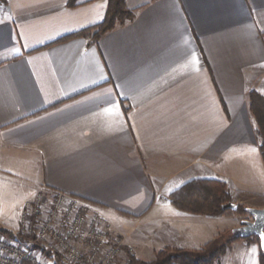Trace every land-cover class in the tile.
Returning a JSON list of instances; mask_svg holds the SVG:
<instances>
[{"label":"crops","instance_id":"obj_1","mask_svg":"<svg viewBox=\"0 0 264 264\" xmlns=\"http://www.w3.org/2000/svg\"><path fill=\"white\" fill-rule=\"evenodd\" d=\"M69 1L0 4V226L17 233L40 190H61L151 261L239 226L176 208L192 180L264 208L249 101L264 96V0H126L132 19L57 43L107 14L109 0Z\"/></svg>","mask_w":264,"mask_h":264},{"label":"built area","instance_id":"obj_2","mask_svg":"<svg viewBox=\"0 0 264 264\" xmlns=\"http://www.w3.org/2000/svg\"><path fill=\"white\" fill-rule=\"evenodd\" d=\"M17 233L30 240L0 233V264H131L134 256L99 212L61 190H40Z\"/></svg>","mask_w":264,"mask_h":264},{"label":"trees","instance_id":"obj_3","mask_svg":"<svg viewBox=\"0 0 264 264\" xmlns=\"http://www.w3.org/2000/svg\"><path fill=\"white\" fill-rule=\"evenodd\" d=\"M77 1L70 0L69 5L73 6ZM7 2L8 0H0V4ZM133 16L134 12L128 9L126 0H109L107 14L102 23L62 38L57 43L77 36L92 37L94 40H97L103 34L112 30L117 24H123L127 20L132 19ZM249 101L250 110L258 122V135L261 140V150L264 158V96L256 91H252L249 95ZM170 199L176 207L188 213L219 216L234 211L224 208V205L232 202V196L227 184L219 180L190 181L171 193ZM236 212L246 213L245 206L239 205ZM0 233L11 237H18L23 241L30 240V238L20 233L11 232L1 226ZM251 238L230 236L225 243H220L218 239L204 245L201 251L196 252H187L182 249H166L160 252L158 258L153 262H144L132 256L131 264H213L225 252L229 244H232L236 240ZM259 258L260 264H264V252L262 250L260 251Z\"/></svg>","mask_w":264,"mask_h":264},{"label":"rangeland","instance_id":"obj_4","mask_svg":"<svg viewBox=\"0 0 264 264\" xmlns=\"http://www.w3.org/2000/svg\"><path fill=\"white\" fill-rule=\"evenodd\" d=\"M232 202H233V200H232ZM239 205H242V204H239ZM176 208H178V207H176ZM99 213L101 214V216L106 221V217L101 212H99ZM186 213H188V212H186ZM191 214H196V213H191ZM197 215H203V214H197ZM203 216H211V215H203ZM219 216L225 217L228 224H231L233 222V223H237L239 226L241 225L242 220H245V219L253 220V216L248 212L241 213V212H236V211H230L228 213H225V214H222ZM230 236H233V230L228 228L225 231L219 232L218 235L215 237V239L210 241V242H213V241L219 239L220 243H225L227 238ZM251 240L252 241H250V242L257 243L258 245L260 244L259 243L260 241L257 239V237H252ZM210 242H208V243H210ZM208 243H206V244H208ZM203 246L199 249L187 250L184 248H179V247H176L173 245H169L166 248H164L163 250L159 251L157 253L155 259H153L151 261H144L142 259H140V260H142L144 262H153L158 258L159 253L166 250V249H182V250H185L187 252H196V251H201ZM220 263L221 264H259V260H258L257 254H256V249L252 245H249L245 241V239H241V240L234 241L232 244H229L228 247H226L225 252L222 253L220 255L219 259L214 261L213 264H220Z\"/></svg>","mask_w":264,"mask_h":264},{"label":"water","instance_id":"obj_5","mask_svg":"<svg viewBox=\"0 0 264 264\" xmlns=\"http://www.w3.org/2000/svg\"><path fill=\"white\" fill-rule=\"evenodd\" d=\"M225 209L237 211L239 204L235 202L224 205ZM245 211L253 216V220H242L241 225L233 229V236L240 238L257 237L264 252V208L245 207Z\"/></svg>","mask_w":264,"mask_h":264}]
</instances>
